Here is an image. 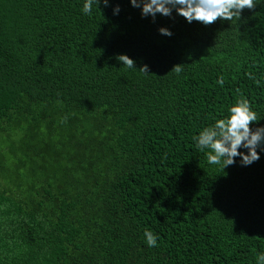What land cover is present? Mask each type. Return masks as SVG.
<instances>
[{
    "label": "trees",
    "instance_id": "obj_1",
    "mask_svg": "<svg viewBox=\"0 0 264 264\" xmlns=\"http://www.w3.org/2000/svg\"><path fill=\"white\" fill-rule=\"evenodd\" d=\"M85 2L0 0V264H257L264 150L193 137L241 95L264 126V0L207 26Z\"/></svg>",
    "mask_w": 264,
    "mask_h": 264
},
{
    "label": "clouds",
    "instance_id": "obj_2",
    "mask_svg": "<svg viewBox=\"0 0 264 264\" xmlns=\"http://www.w3.org/2000/svg\"><path fill=\"white\" fill-rule=\"evenodd\" d=\"M103 3L105 7L109 6V0H103ZM92 4L93 0H86L82 12L90 15ZM131 5L140 8L143 17L151 16L153 20L157 14L171 17L175 10L176 14L184 17L188 23L197 21L205 26L213 24L217 19L231 21L234 17H240L244 9H254L256 6L254 0H131ZM113 11L118 14L119 5ZM159 32L166 36L172 35L166 27H161ZM116 59L123 66L135 67V61L127 54H118ZM182 65H175L172 71L180 74L183 71ZM140 70L145 74L150 73L148 65H144ZM219 83L223 84V80ZM228 113L227 117L217 119L214 124L204 127L193 137L196 147L201 151L207 150L206 158L209 164H223L226 168L233 165L235 158L239 156L242 165H251L260 159L257 149L264 150V126L255 129L251 127L257 122V113L243 95L229 107ZM241 148L247 149V152H241ZM144 236L148 247L158 246V236L153 232L145 230ZM257 264H264V253L258 254Z\"/></svg>",
    "mask_w": 264,
    "mask_h": 264
}]
</instances>
